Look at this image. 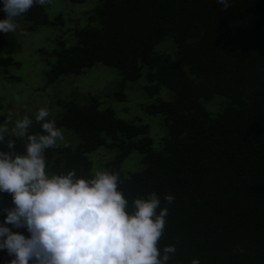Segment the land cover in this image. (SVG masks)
Masks as SVG:
<instances>
[{
    "label": "trees",
    "instance_id": "obj_1",
    "mask_svg": "<svg viewBox=\"0 0 264 264\" xmlns=\"http://www.w3.org/2000/svg\"><path fill=\"white\" fill-rule=\"evenodd\" d=\"M51 5H34L17 18L53 39L38 50L46 53L42 83L22 100L12 82L28 77L12 74L22 62L3 53L10 39L0 33V109L29 108L25 100L33 92H48L96 65L119 69L121 87L109 85L105 97L91 93L82 102L73 95L46 106L64 137L71 135L47 150L49 163L87 174L95 153L112 150L109 167L121 173L127 198L173 194L160 241L177 246L169 264L194 257L201 264H264V0H231L227 9L216 0H98L87 11L88 24L71 27L63 13L51 17ZM5 16L0 10V19ZM142 77L153 101L135 104L124 83ZM165 90L173 97H164ZM68 92L65 87L62 96ZM110 96L117 102L107 103ZM125 99L155 117L159 129L120 116ZM8 118L0 112V123ZM40 130L33 119L29 132ZM7 138L24 150L11 132ZM128 159L142 168L126 171ZM0 199L11 206L9 194ZM11 259L0 251V264Z\"/></svg>",
    "mask_w": 264,
    "mask_h": 264
},
{
    "label": "clouds",
    "instance_id": "obj_2",
    "mask_svg": "<svg viewBox=\"0 0 264 264\" xmlns=\"http://www.w3.org/2000/svg\"><path fill=\"white\" fill-rule=\"evenodd\" d=\"M51 2L2 0L0 33H15L18 17ZM216 2L221 9L231 5ZM49 116L47 107L37 110L38 132H29L28 115L14 121L11 131L23 141V151L6 139L7 122L0 123V194L11 196V206L0 199V251L13 257L9 264H169L177 246L160 241L175 196L162 199L152 191L130 200L119 171L53 168L47 150L59 147L64 133ZM190 264H201L200 258Z\"/></svg>",
    "mask_w": 264,
    "mask_h": 264
},
{
    "label": "rangeland",
    "instance_id": "obj_3",
    "mask_svg": "<svg viewBox=\"0 0 264 264\" xmlns=\"http://www.w3.org/2000/svg\"><path fill=\"white\" fill-rule=\"evenodd\" d=\"M98 0H84L83 2H72L71 0H52V5L48 7V10L51 13V17L56 13H63L67 20V27L73 26L74 24L79 26H85L88 24V14L87 11H91L95 3ZM18 24L17 31L15 33H5L8 35V39H10V43L4 48V54L12 55L16 59H20L22 62L21 66H15L13 68V75H21L28 77L27 80L12 82V85L15 83V87L11 88V91H16L17 99L22 95L30 92L33 88L39 86L42 83V78L38 73L43 69V57L46 55L45 52L38 51L43 47H47V45L53 44L51 39H48L47 35L43 34V31H31L30 28L23 25V22L19 19L16 21ZM53 29H50V31ZM60 30V29H59ZM59 31L55 28V34H58ZM42 34V35H41ZM10 37V38H9ZM70 38H68L69 40ZM34 71H33V70ZM38 70L39 72L35 73ZM122 72L113 67H107L106 65H96L94 67V71L86 72L85 75H77L69 78H63L59 80V83L49 85L50 91L44 92L42 94L32 93L29 100H25L28 102L29 108L20 107L16 103L12 105L4 106L0 109V112H8V120L7 126L9 128V132L12 133V128L14 126V121L17 118H22L25 115H28L32 119H35V113L41 107H46L51 103H55L58 99H70L73 95H76L78 99L82 102L87 101L91 93H96L99 97H105L110 90V86L115 85L114 89L121 87L122 81ZM146 82L145 78H139L135 81L126 80L124 83V87L126 91L130 93V97H132L131 102L138 104L140 102H151L153 101L147 96V93L144 89V83ZM11 85V86H12ZM110 85V86H109ZM65 87L69 89V95L62 96V89ZM69 87V88H68ZM70 95H72L70 97ZM164 97L169 98L173 97V94L168 90H165L162 94ZM120 101V99H118ZM156 100V97H155ZM130 102V100H128ZM127 99H125V107L119 108L120 116L140 119L150 122L151 130L155 131L159 129V125L156 123L155 117H150L149 115L144 114V110L140 111L136 109L134 106H128ZM117 102V97L110 96L107 99V103H115ZM128 104V105H126ZM123 111V112H122ZM139 117V118H137ZM158 126V127H157ZM71 137V135H69ZM68 136V137H69ZM68 137H64V139H68ZM69 137V138H70ZM113 151L106 152L102 151L100 153L94 154V162L93 169L107 168L109 167V160L111 156H113ZM107 163V165H106ZM106 165V166H105ZM123 167H125L126 171L128 170H139L142 168V164L136 159H128L124 160Z\"/></svg>",
    "mask_w": 264,
    "mask_h": 264
}]
</instances>
